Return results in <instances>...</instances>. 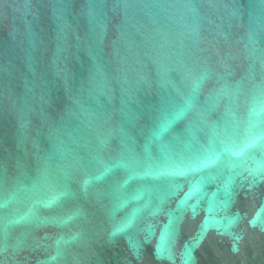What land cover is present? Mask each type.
I'll list each match as a JSON object with an SVG mask.
<instances>
[{"label": "water", "instance_id": "obj_1", "mask_svg": "<svg viewBox=\"0 0 264 264\" xmlns=\"http://www.w3.org/2000/svg\"><path fill=\"white\" fill-rule=\"evenodd\" d=\"M0 264H264V0H0Z\"/></svg>", "mask_w": 264, "mask_h": 264}]
</instances>
